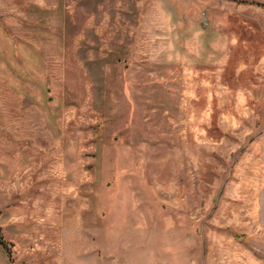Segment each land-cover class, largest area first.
Segmentation results:
<instances>
[{
  "label": "rangeland",
  "instance_id": "obj_1",
  "mask_svg": "<svg viewBox=\"0 0 264 264\" xmlns=\"http://www.w3.org/2000/svg\"><path fill=\"white\" fill-rule=\"evenodd\" d=\"M0 264H264V0H0Z\"/></svg>",
  "mask_w": 264,
  "mask_h": 264
},
{
  "label": "trees",
  "instance_id": "obj_2",
  "mask_svg": "<svg viewBox=\"0 0 264 264\" xmlns=\"http://www.w3.org/2000/svg\"><path fill=\"white\" fill-rule=\"evenodd\" d=\"M0 245L7 251L10 253V248L8 246V244L5 242V240L3 239L1 232H0Z\"/></svg>",
  "mask_w": 264,
  "mask_h": 264
}]
</instances>
